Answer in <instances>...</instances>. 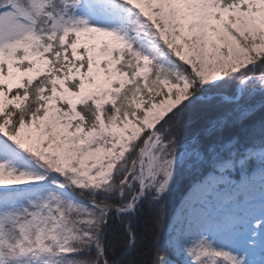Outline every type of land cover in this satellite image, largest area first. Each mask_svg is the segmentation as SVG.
<instances>
[{
	"label": "snow or ice",
	"instance_id": "1",
	"mask_svg": "<svg viewBox=\"0 0 264 264\" xmlns=\"http://www.w3.org/2000/svg\"><path fill=\"white\" fill-rule=\"evenodd\" d=\"M0 264H264V0H0Z\"/></svg>",
	"mask_w": 264,
	"mask_h": 264
},
{
	"label": "trees",
	"instance_id": "2",
	"mask_svg": "<svg viewBox=\"0 0 264 264\" xmlns=\"http://www.w3.org/2000/svg\"><path fill=\"white\" fill-rule=\"evenodd\" d=\"M182 184H183V181H181V186ZM178 196H179V191L176 193L175 196H173V201H175L178 198ZM147 215H148L147 210L141 214V219L139 221L141 225V229L145 223V220L147 219ZM122 232H123V228H121L120 232L115 234L116 238L113 240V243L116 244L117 246H119L122 243ZM110 239H112L111 235H110ZM143 242H144L143 237H141V243Z\"/></svg>",
	"mask_w": 264,
	"mask_h": 264
}]
</instances>
